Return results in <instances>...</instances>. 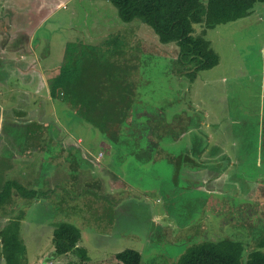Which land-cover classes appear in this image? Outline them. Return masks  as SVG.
<instances>
[{
    "label": "rangeland",
    "instance_id": "rangeland-1",
    "mask_svg": "<svg viewBox=\"0 0 264 264\" xmlns=\"http://www.w3.org/2000/svg\"><path fill=\"white\" fill-rule=\"evenodd\" d=\"M8 4H11L13 11H19L24 18L33 21L42 19L39 25L31 26L37 28L33 39L37 41L39 49L42 52L43 50L49 52V55L42 59L47 63L56 64L57 60H61L66 43L86 46L90 49L89 54L97 50L103 52L104 39L112 34H118L120 43L117 42V45L121 47V55L114 58L118 60L120 66L128 65L130 73L128 82L131 87L134 86L132 89L134 95L140 96L143 103L136 111L149 117L147 122L144 121L145 125L135 121L128 125V128L135 131L140 139L148 140V135L154 137L150 146H153L151 149L155 153L149 169L140 167L137 170L136 167L130 168L128 165L125 166L126 169L119 168L120 157H112L106 165L109 172L115 171L121 178L126 176L128 187H124L125 193H129L128 197L132 198L129 210L113 217L112 227L107 234L103 233L107 230L104 231L105 221L99 208L89 209L87 206L81 209L80 213L75 211V216L82 221L80 225L83 237L80 246L86 250L87 264H110L114 262L113 253L125 248L134 249L139 253L140 264H176L177 257L184 252L189 243L232 239L240 241L245 250L257 248L258 240L261 238L259 236L263 235L264 239V177L258 186L252 185L257 190L250 197L252 198L250 202L243 204L233 200L230 205L227 204L225 210L214 214L209 208L203 209V203L208 206V202L205 201L202 193L184 192L181 195L179 191L169 190L173 189L169 181L177 175L171 177L172 167L166 158L160 157L159 152V150L181 151L187 145L200 147L202 140L195 132L199 113L194 110H202L203 106L198 105L197 100L204 99L207 102L206 106L213 110L218 107L222 114L227 113L230 117H243L248 114V122L251 123L258 116L259 91L262 93V90L257 88L256 82L259 68L264 64V54L261 56L257 50L261 34L264 35V29L262 30L264 21L256 20L257 22L254 21L252 24H245V16L250 12L252 16V7L242 8V13L231 18L230 21L208 26L203 21L204 28L207 29L204 36L216 49L218 64L209 70L198 72L196 79L189 83L183 76L175 73L172 61L176 47L173 44L159 43L151 29L138 23L137 20L121 22L116 9L108 1L0 0V8ZM259 4L255 3V9ZM2 11L0 9L1 92L7 91V88L4 90L3 87L6 83L10 86L16 84V79L7 63L8 57L3 50L18 45L17 39L9 40L7 30L10 28L4 23L7 22L4 19L7 16H4ZM4 12L10 11L4 9ZM27 47L33 48L34 45ZM78 52H83L85 55L88 53L86 49ZM199 89L204 97L199 95ZM207 96L209 101L206 99ZM187 101L193 103L188 126L190 129L184 139L172 142L169 133L172 134L171 132L177 131L178 128L172 129L167 123L174 113H177L176 118L180 117L181 110L187 108ZM61 106L59 109L63 108ZM261 106L263 111L259 119L264 126V99ZM56 107L58 108V105ZM73 130L81 135L84 143L90 139L89 137L99 135L96 129L87 124L76 125ZM128 130L123 128L120 131L127 132L130 141L121 144V147H126L116 152L117 156L125 157L135 145L134 137ZM89 144L93 145L90 156L94 158L97 155L98 143ZM142 153L144 152L138 155L139 159L143 160ZM261 154L264 158V152ZM262 163L264 171V159ZM77 166L83 168L86 163L79 154H74L73 170ZM176 181V187L180 189L181 177L177 176ZM194 197L197 200L192 199ZM79 202L73 201V205L78 208ZM85 212L87 215L83 217ZM45 216L46 214L38 212L34 221L33 215L31 218L28 217V223L32 222V224H29L26 238H22L23 244L20 238L18 239L20 243L15 258L24 257V260L26 258L30 261L31 253L38 251L37 247L45 243V237L40 238L42 232H38L39 226H43L42 222L46 220ZM259 248L264 252V245ZM3 252L0 249V256H3ZM47 252H42L41 261H45ZM0 264L4 263L0 262Z\"/></svg>",
    "mask_w": 264,
    "mask_h": 264
},
{
    "label": "crops",
    "instance_id": "crops-1",
    "mask_svg": "<svg viewBox=\"0 0 264 264\" xmlns=\"http://www.w3.org/2000/svg\"><path fill=\"white\" fill-rule=\"evenodd\" d=\"M255 3L258 2L245 6L253 9L252 16L251 12L245 16V24H252L256 20L264 21V2L256 9ZM0 9L3 10L1 13L7 16L4 18L7 22L4 23L10 28L7 30L9 40H18V45L14 48L3 50L8 57L7 63L16 84L10 86L6 83L3 87L4 90L7 88V91H0V189L7 182H14L20 188L15 189L13 185L8 188L0 208V230L10 221H16L18 238L23 244L22 238H26L29 224H32L28 223V217L31 218L33 215L34 221L38 212L46 214L43 226L38 228V232H42L40 238L45 237V243L37 247L38 251L34 247L36 251L31 253L30 261L25 258L24 263L71 264L76 258L70 253L52 255L51 234L54 226L63 222L76 227L79 232L76 246L84 249L80 246L83 237L80 225L82 221L75 216V211L80 213L84 207L88 206L89 209L97 207L105 221L104 231H107L103 233L107 234L112 227L113 217L124 214L132 204V198L128 197L130 194L125 193L124 187H128L126 176L121 178L115 171L109 172V168L106 167L107 161L112 157H120L119 168L126 169L125 166L128 165L130 168L136 167L137 170L140 167L149 169L155 153L151 149L153 146H150L154 137L148 135V140H144L136 135L137 137L133 139L136 143L135 149L132 150L134 153L130 151L125 157L116 155V152L125 147H113L99 132L98 136L89 137L90 139L84 143V139L76 134L73 128L85 123L80 122L69 109L59 103L51 90V80L62 61L64 51L61 60H57L56 64L42 60L49 52L45 50L42 52L39 49L37 41L33 39L37 28L31 26L39 25L42 19L33 21L24 18L19 11H13L11 4ZM4 9L10 12L6 13ZM194 30L202 33L217 54L210 40L204 36L207 30L204 24L194 25ZM261 35L257 51L263 56L264 35ZM31 44L34 45L33 48L27 47ZM197 75L198 72L194 80ZM256 83L262 93L259 91L258 116L252 123L248 122V114L243 117H230L227 113L222 114L218 107L213 110L206 106L207 102L204 99L197 100L196 103L203 106L202 110H194L199 113L195 132L202 140L200 147L187 145L183 150L174 152L159 150L160 157L166 158L172 167L171 177L177 175L182 179L180 189L176 187L177 176L170 180L169 184L173 189L169 190L179 191L181 195L184 192L202 193L208 202V206L203 203V209L209 208L214 214L225 210L233 200L243 204L252 200L250 197L257 190L252 185L258 186L264 177L262 170L264 158L261 154L264 152V126L259 119L263 111L261 103L264 99V64L259 68ZM199 95L204 97L200 89ZM134 98V109L137 110L143 103L140 96L134 95ZM206 99L208 100V96ZM192 104L187 101V108L181 110L180 117L176 118L177 113H174L168 121L167 126H171L172 129L178 128L177 131L171 132L172 134L169 133L172 142L187 136ZM61 105L63 108L59 109ZM139 113L136 114L137 120L142 119V114ZM128 131L134 134L131 130ZM119 135L129 139L127 132L119 131ZM90 142L98 143L96 154L101 152L99 158H96L97 155L94 158L90 156L93 146L89 144ZM141 152H144L142 153L144 155H141L143 160L137 155ZM74 154L80 155L86 163L85 167L77 166L73 170ZM192 199L197 200L196 197ZM73 201L79 202L80 206L76 208ZM86 215V212L83 213V217ZM150 217L152 218V215ZM23 250L24 255V245ZM46 251L47 258L41 261V254ZM0 262L6 264L3 256H0Z\"/></svg>",
    "mask_w": 264,
    "mask_h": 264
},
{
    "label": "trees",
    "instance_id": "trees-1",
    "mask_svg": "<svg viewBox=\"0 0 264 264\" xmlns=\"http://www.w3.org/2000/svg\"><path fill=\"white\" fill-rule=\"evenodd\" d=\"M105 1L114 6L121 22L137 20L151 29L159 43L173 44L176 47L172 61L175 73L183 76L188 82L194 80L197 72L208 70L218 62V56L208 40L202 33L194 30V25L203 21L207 26L229 21L239 16L242 13L241 9L248 4L264 2V0ZM117 42L120 43L118 34H112L104 39L103 52L97 50L90 54V49L86 46L66 43L62 61L51 80L53 97L66 106L80 122L96 129L113 147L130 141L119 135V131L123 128L130 130L128 125L133 121L145 125L144 121L147 122L149 118L142 113V119H135L138 111L134 109L133 87L128 82L130 74L128 65L120 66L118 60L114 58L121 55V47H118ZM83 49L88 51L86 55L82 52ZM79 50L82 53L78 52ZM131 133H134V138L137 137L135 131L131 130ZM121 139L125 142L123 143ZM134 144L130 151L135 149L136 143ZM12 185L15 189H20L14 182L3 185L0 189V208L9 186ZM17 236L16 221H10L0 230V249L1 252L4 251L6 264H25L23 257L15 258L20 243ZM262 236H259L261 238L258 240L257 248L247 250L240 241L232 239L189 243L184 252L177 257L176 264H264V252L259 248L264 245ZM78 239L79 232L76 227L68 223H57L51 234L52 255L70 253L76 258L71 264H87L85 250L76 246ZM112 258L114 262L110 264H140V255L134 249L125 248L117 251L113 253Z\"/></svg>",
    "mask_w": 264,
    "mask_h": 264
},
{
    "label": "built area",
    "instance_id": "built-area-1",
    "mask_svg": "<svg viewBox=\"0 0 264 264\" xmlns=\"http://www.w3.org/2000/svg\"><path fill=\"white\" fill-rule=\"evenodd\" d=\"M100 156H101V152H98L96 158H99Z\"/></svg>",
    "mask_w": 264,
    "mask_h": 264
}]
</instances>
